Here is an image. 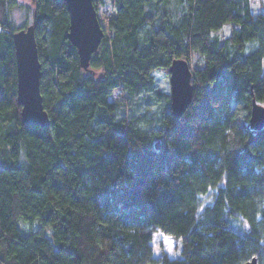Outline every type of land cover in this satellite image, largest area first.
Segmentation results:
<instances>
[{"label": "trees", "instance_id": "trees-1", "mask_svg": "<svg viewBox=\"0 0 264 264\" xmlns=\"http://www.w3.org/2000/svg\"><path fill=\"white\" fill-rule=\"evenodd\" d=\"M94 6L110 16L84 71L66 4L33 3L43 130L17 102L23 5L0 0V264H264V129L250 128L253 102L264 107V4ZM175 60L201 64L179 120L156 81ZM159 233L176 258L157 255Z\"/></svg>", "mask_w": 264, "mask_h": 264}, {"label": "water", "instance_id": "water-1", "mask_svg": "<svg viewBox=\"0 0 264 264\" xmlns=\"http://www.w3.org/2000/svg\"><path fill=\"white\" fill-rule=\"evenodd\" d=\"M36 0H32L34 3ZM70 17L68 40L76 48L80 65L89 71L92 57L99 52L105 32L98 18L94 0H63ZM17 69V102L22 107V122L48 130L51 123L43 106L40 79L41 64L33 25L13 35ZM171 111L179 120L193 100L194 72L185 60H175L169 68ZM250 128L264 129V107L253 102ZM251 264H256L255 262Z\"/></svg>", "mask_w": 264, "mask_h": 264}, {"label": "rangeland", "instance_id": "rangeland-1", "mask_svg": "<svg viewBox=\"0 0 264 264\" xmlns=\"http://www.w3.org/2000/svg\"><path fill=\"white\" fill-rule=\"evenodd\" d=\"M19 4L23 5L21 9L16 10L12 13V24L16 28L29 27L33 24L34 21V11H33V2L32 0H17ZM264 0H252L253 11H260ZM108 7L102 9V13L98 14L99 21L103 27L107 30L106 22L110 16ZM234 27L233 24L228 23L221 32L218 33L219 36L225 37L229 35ZM196 66H201L200 62L194 61L191 65V70L193 71ZM91 75L99 77L100 71H90ZM157 86L160 90L170 93V77L168 71L160 72L156 76ZM155 249L157 250V255L164 254L170 256L172 259L176 258L178 255L179 242L174 240L169 236H165L162 233H159L155 237L154 242Z\"/></svg>", "mask_w": 264, "mask_h": 264}]
</instances>
